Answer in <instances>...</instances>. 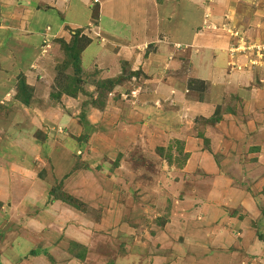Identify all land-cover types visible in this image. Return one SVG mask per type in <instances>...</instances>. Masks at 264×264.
I'll use <instances>...</instances> for the list:
<instances>
[{"label":"rangeland","instance_id":"rangeland-1","mask_svg":"<svg viewBox=\"0 0 264 264\" xmlns=\"http://www.w3.org/2000/svg\"><path fill=\"white\" fill-rule=\"evenodd\" d=\"M23 2H28L29 6L37 9L54 10L57 16H51L43 22L44 26L52 27L53 33L56 32L58 22H65L62 14L65 11L61 10L64 5L67 6L65 0H0V25L1 9L14 6L18 12L16 4ZM87 2L91 6L89 21L81 32L85 36L95 32L100 34L99 30L94 32L95 25H98L100 30L109 31L107 26L110 25V20L106 19L110 15L117 17L118 22L129 20L130 15L121 12L127 4L125 0ZM170 3L172 4L173 0ZM76 4L77 1L74 6ZM200 7L197 5L196 11ZM192 10L189 7L187 12ZM101 11L104 18L101 17ZM183 16L184 21L175 20V25H182L181 32L176 28L171 29L182 46L186 43L185 26L190 30L191 23L196 18V15L186 13ZM159 20H162V17ZM159 23L164 25L162 21ZM209 26L216 27L215 29L228 35L229 50L234 51L231 54L240 53L242 57V62L235 65L239 66L242 72L248 69L252 71V62L257 67L261 65V68H257L256 77L249 78L250 74L244 77L248 86L240 93V102L237 99L235 102L237 106L241 104L239 108H245V104L259 103L264 115V0H233L223 20L219 23L211 22ZM111 31L114 38L110 37V45L117 50L126 48L129 40L125 38H130L131 31L123 25H111ZM133 32L139 34L136 30ZM68 34L70 36L69 30ZM69 36V40L65 39L66 42L70 41ZM90 39V43L96 44L97 47L102 43L100 36L94 37L93 34ZM15 43V46L5 45L3 57L0 49V264H145V254L139 253V250L142 248L141 242L150 240L153 223L159 220L161 222L169 216L173 199L196 195L197 191L194 189L200 188V183L207 177L205 173L192 171V165L187 163L188 153L184 151L187 143L185 137L190 131L192 120L189 111L179 106V103L183 102L178 99L181 95L177 94V102L176 95L167 100L159 92L154 96L157 88L153 86L156 85L152 82L143 84L147 75L140 76V71L129 70L131 58H126L124 51L122 54L117 52V68L112 71L108 67H101L100 70L95 68L87 56H84L83 49L80 51L82 93L75 98L62 94L58 99H54L51 95L61 89L58 82L63 86L66 82L64 76L73 74L71 66L63 65L65 58L60 45L56 43L60 51L53 57H48L46 63L42 61L41 65L44 63V66L39 70L40 68L31 69L29 64L19 63L20 60L28 61L32 50L20 52L16 39ZM254 45L261 47L260 52L256 51ZM148 46H140L139 50H145L147 54L150 49ZM13 47L14 53L10 54L8 49ZM41 51V55L46 52ZM186 51L189 54L191 49ZM124 54L128 57V52ZM47 63L49 64L46 65ZM103 70L112 72L101 75ZM43 74L45 79L42 80ZM19 75H24L26 82L35 86L31 107L16 102L14 90L12 102L8 107H2L4 104L1 101H4L5 93L1 94V88H15ZM181 78L178 79L180 82L183 81ZM96 84H99L101 89L97 98ZM141 84L142 87L133 88L136 93L129 88V85ZM194 86L201 87V84L196 83ZM187 88H193L190 81ZM85 91L90 92L93 99L86 96L83 93ZM167 92L169 90L165 89L164 93ZM61 97H65V101L56 105ZM90 97L92 102L95 101L92 106H96L98 101L103 103L106 100L103 110L98 111V108L89 104L81 109L84 100L91 104ZM37 101L39 104L36 105ZM243 116L249 117L246 113H243ZM85 122L89 125L86 129ZM199 136L201 135L197 134L196 137ZM220 144L222 143L217 144V148ZM50 151L58 153L61 157L55 155L52 161L47 157ZM61 158L64 161L68 158L75 161L71 172L78 170V167H91L93 170L91 172L97 177L100 186L96 188L95 194L91 192L92 198L88 204L74 196L73 198L79 200L77 207L60 204L59 201L52 202L54 200L49 193L51 188L67 193L61 186L62 180L48 178L55 175ZM237 164L234 162V165ZM239 164L241 167L238 168L243 172L245 169L249 172L252 168L240 160ZM89 179L88 176L81 181ZM133 182H139V197L146 199L137 205V192L131 191L128 185ZM241 182L246 187L249 185L248 182ZM202 187L198 194L205 192V186ZM157 196L163 201L162 206L158 208L160 212L153 211L151 203L149 204V201L157 199ZM183 199V207L186 208L190 197ZM71 241H84L88 245L87 252L90 253L86 254L84 260L74 259L68 254L67 249ZM50 244H55L56 247L49 251L45 246ZM34 249L36 253L31 254Z\"/></svg>","mask_w":264,"mask_h":264},{"label":"crops","instance_id":"crops-1","mask_svg":"<svg viewBox=\"0 0 264 264\" xmlns=\"http://www.w3.org/2000/svg\"><path fill=\"white\" fill-rule=\"evenodd\" d=\"M65 1L67 6L60 7L65 11L62 12L65 22L62 24L58 22L55 33L52 32L51 26L43 24L51 16H57L54 10L37 9L29 6L28 2L17 3L18 12L14 6L1 9V56L4 55L5 45L15 46L16 39L19 43L18 51L26 53L29 49L32 50L31 58L28 61L20 60L19 63L29 64L31 69L41 70L48 57H53L60 51L54 39L69 40L68 30L70 32V29L71 31L77 28L84 29L89 21L91 5L89 6L88 0ZM76 1L77 4L74 6ZM125 2L127 4L121 12L129 14V20L118 22L117 17L110 15L106 19L110 20V25L107 26L110 28L109 31L100 30L98 25L92 27L94 32L100 31V34L96 32L93 34L94 37L100 36L102 43L98 47L90 43L84 50V56H87L88 61L98 70L101 67L115 70L117 52L120 51L121 54L123 51L128 52V57L124 53L123 55L131 58L129 70L140 71V76L147 75L143 84L152 82L156 85L153 86L157 88L154 96L161 93L167 100L176 95L177 102V94H180L181 98L178 99L183 102L179 103V106L189 111L192 120L190 131L185 137L187 143L184 151L188 153L187 163L192 165V171L207 175L205 181L200 183L201 187L194 189L197 191L196 195L173 199L169 216L161 222L159 220L153 223L152 236L147 242H141L142 248L139 253L145 254V264H264V115L262 105L259 103L253 102L251 105L245 104V108H239L241 104H238V107L235 102L237 100L240 102V93L248 86L244 77L248 74L249 78L256 77L257 68H261V65L257 67L252 62L250 64L252 71L246 69L247 71L242 72L239 66H235L242 62V57L240 53L231 54L228 35L215 29L216 27L209 26L211 22L219 23L223 20L233 0H206L203 3L197 0L183 2L173 0L172 4L171 0H125ZM197 5L201 6L198 11L195 9ZM189 7L193 10L188 13ZM185 13L196 15V18L191 23L190 30L185 26L186 43L182 46L171 29L176 28L181 32L182 25H175V20L184 21ZM101 14L104 18L103 11ZM160 17L162 20H159ZM159 21L164 25L162 26ZM111 25H123L131 31L130 38H125L129 40L126 48L117 50L110 45V37L114 38L111 35ZM93 34L88 36L92 38ZM145 45L150 47L147 54L145 50L144 52L139 50L140 46ZM188 48L191 49L189 54L186 51ZM13 49L14 47L8 49V52L14 53ZM41 50L46 52L41 55ZM244 55L246 57V54ZM42 61L44 63L41 65ZM112 71H104L101 75ZM262 75L264 76V72ZM180 78L183 81L180 82L178 80ZM189 81L193 88H187ZM196 83L201 84V87L194 86ZM143 84L129 85V88L142 87ZM32 87L35 89V86ZM11 89L1 88V94L5 93L4 101H1L4 104L2 107L6 105L8 107L12 102L14 88ZM165 89L169 92L164 93ZM132 91L136 93V90ZM65 97H61L55 104L63 103L67 98ZM151 98L150 95L149 99ZM243 113L249 117H244ZM87 124L84 123V129L89 127ZM197 134L201 136L196 137ZM219 142L222 144L217 148ZM217 153L220 155L217 156ZM55 155L61 157L52 151L47 157L52 160ZM70 160L62 159L56 170L54 168L55 175L48 178L62 180L61 186L64 191L88 204L92 198L91 192L95 194L96 188L100 186L97 177L91 172L93 171L91 167V170L79 168L71 172L75 161ZM239 160L247 163V166H252L249 172H246L247 169L243 172L238 168L241 167ZM234 162L238 164L234 165ZM86 176L90 179L81 181L87 179ZM241 181L248 182L249 185L246 187ZM137 183L139 182L129 183V189L137 192L140 187ZM202 186H205V192L201 191L198 194ZM136 194L135 205L146 200L140 198L138 192ZM187 197H190L189 204L184 208L183 198ZM162 202L157 196V199H151L149 204L151 203L153 211L158 212ZM258 234L263 238H259ZM79 243L89 248L84 241ZM52 247L56 245L45 246L49 251ZM36 250L38 251L37 248ZM89 253L87 252V255Z\"/></svg>","mask_w":264,"mask_h":264},{"label":"trees","instance_id":"trees-1","mask_svg":"<svg viewBox=\"0 0 264 264\" xmlns=\"http://www.w3.org/2000/svg\"><path fill=\"white\" fill-rule=\"evenodd\" d=\"M83 28H77L74 31H71V39L70 41L66 42L63 39H55V43H58L61 47V51L64 55L65 60L63 61V65L64 67H68L71 66L73 74L72 75H65L64 78L66 80V82L63 83V86L61 85V83L58 82V85L61 89H59L57 91V93L52 94L51 97H55L54 99H58V97L62 94H65L67 96L70 97H77L79 94L82 93V78L80 76V71H81V67H80V51L85 49L89 44L91 39L88 36L83 35L82 32ZM100 85L96 84V96L95 98L98 97L99 92H101V89L99 88ZM53 89V88H52ZM51 89V90H52ZM15 90V95H14V99L16 101H18L19 103L23 104L26 107H30L31 106V98H32V94H33V87L30 86L27 82H26V78L24 75H19L18 79H17V83L16 86L14 88ZM86 96H91L93 99V95L90 94V92L87 93V91L83 92ZM87 93V94H86ZM85 96V97H86ZM90 97V103H87L86 100L83 101V103L81 104V109H83V107L85 108L87 104H89L90 106H92V103L95 102L91 100ZM105 99V98H104ZM106 100L105 102H97L96 106H92L94 108H98V110H103L104 106H105ZM39 104V102H36V105ZM84 122V121H83ZM86 123V122H85ZM79 169V167L77 168ZM62 189V188H61ZM52 199L54 201H61L69 206H78L79 205V200L76 198H73V196L69 195V194H65V193H61L60 189L59 191H57L56 189L51 188L49 191ZM259 238H263L260 237V234H258ZM68 254L71 255L72 258L77 259V260H84L86 258V254H87V246H85L84 244L78 243V242H72L70 243V245L68 246L67 249ZM35 249L31 251V254H35ZM0 257H1V252H0ZM50 260H52L51 257H49Z\"/></svg>","mask_w":264,"mask_h":264},{"label":"built area","instance_id":"built-area-1","mask_svg":"<svg viewBox=\"0 0 264 264\" xmlns=\"http://www.w3.org/2000/svg\"><path fill=\"white\" fill-rule=\"evenodd\" d=\"M254 47L256 48V51L260 52L261 47L259 45H254ZM236 50V49H234ZM234 51H231V53H233Z\"/></svg>","mask_w":264,"mask_h":264},{"label":"clouds","instance_id":"clouds-1","mask_svg":"<svg viewBox=\"0 0 264 264\" xmlns=\"http://www.w3.org/2000/svg\"><path fill=\"white\" fill-rule=\"evenodd\" d=\"M47 30H48V28H47ZM75 30V29H74ZM70 36H71V30H70ZM55 40V39H54ZM44 51V50H43Z\"/></svg>","mask_w":264,"mask_h":264}]
</instances>
